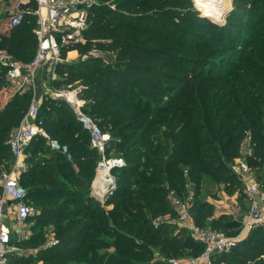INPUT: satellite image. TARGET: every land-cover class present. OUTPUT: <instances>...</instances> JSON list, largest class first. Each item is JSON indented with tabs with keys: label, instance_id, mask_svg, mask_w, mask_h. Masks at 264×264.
Instances as JSON below:
<instances>
[{
	"label": "trees",
	"instance_id": "obj_1",
	"mask_svg": "<svg viewBox=\"0 0 264 264\" xmlns=\"http://www.w3.org/2000/svg\"><path fill=\"white\" fill-rule=\"evenodd\" d=\"M89 23V42L70 48L81 57L60 62L52 83L63 87L82 82L89 112L124 151L126 165L114 170L118 188L111 197L103 202L91 195L98 155L67 103L46 96L39 113L42 126L51 138L68 145L74 160L41 135L24 149L27 167L21 184L29 202L39 208L33 221L54 223L58 238L37 256L46 260L44 264H170L158 256L198 255L203 246L186 229L167 222L177 216L168 197L170 189L194 199L190 212L197 224L219 223L223 231L237 235L242 222L227 214L215 217L213 204L199 197L205 181L227 178L228 164L240 154L242 137L233 126L243 114L253 115L251 104L263 102L262 37H252L251 47L238 54L234 69L218 79L204 76L202 81L201 75L193 74V61L199 57L176 52L208 51L214 35L199 29L217 30L209 19L199 17L192 0H98ZM35 26V16L28 14L17 27L0 30V47L16 59L31 61L38 45ZM220 41L222 37L215 42ZM91 47L115 52L116 65H104L96 56L83 57ZM5 70L0 65V91L9 86ZM197 77L201 80L195 81ZM258 89L250 100L252 94L247 92ZM32 95L31 90H17L0 106V171L11 167L10 131L20 124ZM151 97L169 101L155 104ZM249 128L256 141L252 163L262 168L260 119H253ZM108 205L112 208L105 210ZM100 233L112 235L118 251H100L98 246L109 245ZM41 236L36 233L32 244L38 245ZM263 244L264 227H256L230 252L218 254L213 264H264ZM29 256L11 252L8 264L30 262Z\"/></svg>",
	"mask_w": 264,
	"mask_h": 264
},
{
	"label": "built area",
	"instance_id": "obj_2",
	"mask_svg": "<svg viewBox=\"0 0 264 264\" xmlns=\"http://www.w3.org/2000/svg\"><path fill=\"white\" fill-rule=\"evenodd\" d=\"M98 0H0V11L8 16V28L20 25L28 14L35 16L36 26L33 31L38 45L33 59L29 62L16 59L7 49L0 47V65L13 86L19 91L36 83L38 74L44 65H49V75L56 79V66L64 62L62 53L71 47L86 45L89 39L86 31L89 27L91 9ZM92 56H99L100 49L92 47ZM84 85L80 82L55 88L54 98L67 103L75 118L86 131L90 146L96 151L98 161L95 175L90 185V193L95 198L105 201L118 188L114 170L126 165L124 151L118 148L116 140L94 119L88 110L89 99L83 96ZM40 106L35 99L23 116L20 124L10 131L8 143L13 157L9 170L0 173V264H5L6 254L11 241L21 238L28 223L38 214L39 209L27 199V190L21 184V174L26 169L25 147L36 137L44 136L51 147L63 153L69 161L74 156L67 144L50 137L39 117ZM249 143L252 134L246 136ZM254 148L247 150L246 156L252 158ZM235 162V164H234ZM232 169L242 184L243 193L248 200V214L242 222L237 235H227L220 230L200 226L190 212L189 198L180 196L175 190H169L171 201L177 216L169 223H177L186 229L191 237L203 246L196 256L170 258V264H213L218 254L230 252L254 228L264 227V185L257 181L254 174L259 166L237 157ZM242 233H247L242 236Z\"/></svg>",
	"mask_w": 264,
	"mask_h": 264
},
{
	"label": "rangeland",
	"instance_id": "obj_3",
	"mask_svg": "<svg viewBox=\"0 0 264 264\" xmlns=\"http://www.w3.org/2000/svg\"><path fill=\"white\" fill-rule=\"evenodd\" d=\"M208 5H210L209 8L207 7ZM208 5L206 6V8H202L201 7L202 5L199 3V0H192V7L197 12L199 17L207 18L210 20L212 24H215L217 26V30H210L208 28L199 29V33L206 34L209 36L214 35L212 36V39L215 40L211 39L212 42H210L209 45L210 49L202 53H201V48L200 50L195 52L187 51V50L185 51L183 50V52H181L182 50L176 51L177 53L180 54L183 53H185L186 55L189 54V57L190 56H194L195 58L199 57L200 60L193 61L194 63H196V66H194L196 71L193 70L192 71L194 72L193 74L195 75H201L202 81H205L206 79L204 78H207L204 76L211 75L213 79H218L221 78L222 76L221 74L228 73L230 69H234L233 63H235V61H239L238 54H240L242 51H247L251 47V44L253 42L252 37H255V39H259L260 37H262L261 39L264 41V0H227V6L223 10L218 7V3H212ZM111 7H114V5H112ZM203 13L207 15H204ZM8 20L9 19L6 13L0 11V28L5 30L6 27H8ZM177 31H178L177 33H180V30ZM220 37H222V41L215 42L217 39H220ZM91 49L92 47L89 48V50L85 53V56L83 57L92 56L90 53L92 51ZM99 49H100L99 56L96 57H99V59L102 60V63L104 65L111 64L115 66L117 63L115 58V52L107 51L101 48ZM81 55L82 54L79 52L76 56H72L67 53H62V58H64V62L72 63L77 61L81 57ZM44 66L45 67L47 66L49 68V65H44ZM198 79L199 78L197 77L195 81H198ZM200 80L201 79H199V81ZM52 82L53 80L50 77L45 78L39 75L38 78L36 79V83L30 87L28 86L23 91L31 90L33 93L31 102L33 99H35L39 104V106L41 107L45 104L44 102L46 96L53 97L52 93L55 91V88L61 87L56 85L53 86ZM75 82L82 83L80 80H76L72 83ZM17 90L18 89L15 86H13L11 83H9V86H6L3 90H1L0 106L5 104V102H7L8 99ZM258 92L259 89L253 91L252 93L248 91L247 95L251 96L252 94L250 100H253L257 96ZM263 92H264V86H263ZM83 96H84V91H83ZM150 99L153 102H155V104H159V103L164 104L167 101H169L168 97H165L164 99H155L154 97H151ZM262 101L263 102H260L259 104H251L254 109L253 115L247 118L243 114L242 121L235 122L236 126H233V129L237 133L242 134L239 145L240 154L238 157L248 160L250 163H252V158L246 156V152L247 150L250 149V145L251 147L255 148L256 141L253 140L252 137L249 143V140L247 139L246 136L251 134V129L249 127L251 126V123L255 118L260 119L261 129L264 134V113H263L264 97ZM233 162L234 160L232 161V163L228 164L229 166H228V173L226 179L221 180V179L212 178L214 179L213 180L214 182L212 181L210 183H207L205 181V183L202 184V191L199 198L207 200L209 203L213 204L214 206L213 213L215 217L221 214H227V215H231L234 218L240 217V219H244L248 214L249 203L246 195L243 193V187L241 186L242 184L231 167ZM2 171H0V173ZM254 177L257 181H260L264 185V165L262 168L259 167V169L256 170ZM168 188L169 187L167 186V189ZM193 200L194 199L191 197L190 202L193 203ZM104 208L105 210H107L112 207L111 205H108V206H104ZM79 217H82V214H80ZM175 218L176 217H172L169 218V220H174ZM211 219L212 217H210L209 220ZM169 220H167V222ZM173 225H177V227L180 229V226L177 223H174ZM203 225H204L203 227L213 230L219 229L223 233L233 236L229 234L227 231H223L222 228H219L218 227L219 223L208 222ZM55 226L56 225L54 223L41 225L31 220L28 223L27 227L25 228L24 235L21 238L18 237L14 238L15 240L13 241V244L11 243L10 250L6 254L5 264H8L9 254L14 251L22 255L23 254L30 255L29 256L30 262H28L26 259L22 262V264H25V262H28L27 264H44L46 260H41L37 256L38 255L37 252L40 251V249L42 248L52 247V245H54L58 241V238L56 237ZM36 233H41L42 234L41 237L43 238L42 241L35 246L32 244V242L36 241V239L34 238V235ZM101 234L104 233H100L99 235ZM246 234L247 233H242V236H245ZM102 236L105 238V243H108L109 245L98 246L97 248L100 251H107V252L118 251L115 248V246L112 245L114 240L112 235L104 234ZM33 238L34 240L32 241ZM19 241H25V242L19 243ZM17 242L19 244H17ZM180 254H183V252L182 253L180 252ZM158 258L164 261L169 259V258L167 259L164 256H160V257L158 256ZM234 258L235 257L231 256V258L229 259H232L233 261ZM36 259L39 260L37 261Z\"/></svg>",
	"mask_w": 264,
	"mask_h": 264
},
{
	"label": "bare ground",
	"instance_id": "obj_4",
	"mask_svg": "<svg viewBox=\"0 0 264 264\" xmlns=\"http://www.w3.org/2000/svg\"><path fill=\"white\" fill-rule=\"evenodd\" d=\"M199 3L202 5V8H206L208 4L212 3H218V7L222 10L227 6V0H199ZM207 7L209 8L210 5H208Z\"/></svg>",
	"mask_w": 264,
	"mask_h": 264
},
{
	"label": "crops",
	"instance_id": "obj_5",
	"mask_svg": "<svg viewBox=\"0 0 264 264\" xmlns=\"http://www.w3.org/2000/svg\"><path fill=\"white\" fill-rule=\"evenodd\" d=\"M6 28H8V27H6ZM0 30H4V29L0 28ZM77 54H78V52L75 53L74 51L70 53V55H72V56H76ZM49 72H50L49 68H48L47 66H46V67L43 66V67L41 68V70H40L38 76L40 75V76H42V77H45V78L47 77V78H49V77H50Z\"/></svg>",
	"mask_w": 264,
	"mask_h": 264
}]
</instances>
